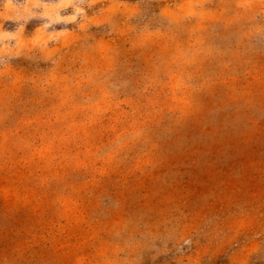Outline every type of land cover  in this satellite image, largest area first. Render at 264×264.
I'll return each instance as SVG.
<instances>
[{
  "label": "rangeland",
  "instance_id": "rangeland-1",
  "mask_svg": "<svg viewBox=\"0 0 264 264\" xmlns=\"http://www.w3.org/2000/svg\"><path fill=\"white\" fill-rule=\"evenodd\" d=\"M126 2L138 24L177 5L187 16L174 39L122 45L110 87L173 56L200 87L151 126L147 153L106 165L95 155L123 125L57 110L61 95L42 97L13 62L16 83L0 77V264H264V0Z\"/></svg>",
  "mask_w": 264,
  "mask_h": 264
},
{
  "label": "clouds",
  "instance_id": "clouds-1",
  "mask_svg": "<svg viewBox=\"0 0 264 264\" xmlns=\"http://www.w3.org/2000/svg\"><path fill=\"white\" fill-rule=\"evenodd\" d=\"M236 7L247 10L251 5L238 2ZM179 9L166 7L138 24L140 5L126 0H0V77L15 84L13 62L23 61L35 70L27 79L42 97L61 95L57 110L69 105V111L84 113L88 126L111 113L113 124L123 127L93 162L127 164L147 153L151 126L178 115L182 97L200 87L192 75L169 67L175 56L124 80L120 90L110 87V77L122 63V45L123 51H131L164 37L174 39L173 26L187 16ZM160 19L167 20L166 28ZM33 21L38 23L29 31ZM104 99L108 102L98 109L97 102Z\"/></svg>",
  "mask_w": 264,
  "mask_h": 264
}]
</instances>
